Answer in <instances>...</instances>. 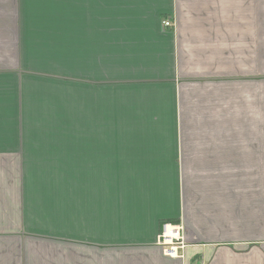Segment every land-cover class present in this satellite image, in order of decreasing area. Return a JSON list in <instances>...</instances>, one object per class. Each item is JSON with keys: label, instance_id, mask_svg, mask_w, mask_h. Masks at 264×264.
<instances>
[{"label": "crops", "instance_id": "0c3cea01", "mask_svg": "<svg viewBox=\"0 0 264 264\" xmlns=\"http://www.w3.org/2000/svg\"><path fill=\"white\" fill-rule=\"evenodd\" d=\"M199 263L264 264V0H0V264Z\"/></svg>", "mask_w": 264, "mask_h": 264}, {"label": "built area", "instance_id": "2783aa9c", "mask_svg": "<svg viewBox=\"0 0 264 264\" xmlns=\"http://www.w3.org/2000/svg\"><path fill=\"white\" fill-rule=\"evenodd\" d=\"M163 24L168 26L170 22L164 21ZM156 243L161 247L165 255L171 257L182 256V251L186 246L183 227L169 222L163 223Z\"/></svg>", "mask_w": 264, "mask_h": 264}]
</instances>
